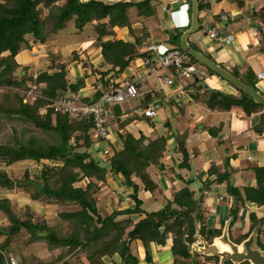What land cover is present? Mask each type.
I'll list each match as a JSON object with an SVG mask.
<instances>
[{
  "label": "trees",
  "instance_id": "trees-1",
  "mask_svg": "<svg viewBox=\"0 0 264 264\" xmlns=\"http://www.w3.org/2000/svg\"><path fill=\"white\" fill-rule=\"evenodd\" d=\"M61 2H63L62 5L59 4ZM152 2L137 6L129 3L107 6L95 1L83 4L79 0H0V86L5 88L0 95V119L4 118L5 122L9 123L17 120L22 125L21 131L13 130L8 143L0 144V162L7 166L28 160L37 163L44 160L63 162L62 166H45L38 177L40 180L34 181L42 187L41 193H38L32 185H24L31 180L27 173L25 180L18 181L17 185L25 189L34 188L36 197L44 196L63 203L77 204L80 207L79 211L61 214L62 219L70 221L72 225L73 232L69 237H58L56 233L50 231L48 240L56 248L69 247V253L76 252V250L84 253L89 264H106L103 261L104 258L114 259L116 256L121 259L120 264H140L141 260L132 252V244L137 241L143 245L144 261L151 264L153 263L151 245L154 243L165 247L170 236L173 241L171 250L174 264H202L198 260H193L186 242H190L195 233L193 213L197 211L200 212L199 218L202 216L203 195L196 197L194 191L184 187L175 192L172 201H168L160 210L148 212L143 208L144 203L138 196L140 187L133 178L141 181L145 192L153 194L158 191V185L148 173V169L150 166L162 168L160 160L166 150V139L160 137L144 144L146 140L144 136L138 139L131 134L122 135V147L120 149L111 148L113 153L107 166H104L92 156L91 148L95 143L89 135L92 122L90 120L72 121L65 115L56 114L50 106L51 102L45 99H57L58 96L67 94L69 89L72 91L71 94L77 95L85 85L84 79L68 83L64 64L60 67L55 65L54 68L58 71L54 73L42 71L34 81L25 76L17 79L15 74L19 64L16 58L24 45L31 48L37 43L44 44L47 38L64 30L67 23L74 18L76 26L80 29L90 23L97 24L95 30L98 37L96 40L100 42L101 55L104 62L106 61L102 64L118 66L120 72L115 73V77H118L124 73L132 61L140 57L146 59L151 57V52L139 49L149 39L148 27L142 28L143 35L137 36L133 43L115 37L116 29L128 28L132 32L128 19L131 7H137L142 17L156 18ZM41 7L49 11L45 19ZM201 11L202 7L199 3V12ZM181 34L182 32L175 34L177 35L175 38L169 37V42L177 49H180ZM185 57L189 64L202 66L188 54H185ZM170 70L176 74L174 68ZM110 71L111 69L101 71V78L104 80ZM208 71L210 76L216 75ZM236 75L240 78L238 74ZM195 80L200 82V79ZM29 81L34 82L40 88L44 98L32 99L24 103V96L21 97L17 92L9 90V88L21 89ZM104 83L106 91L109 82ZM101 95L102 93L98 91L93 100H97ZM146 98L143 106L147 101L153 100L152 93L146 95ZM195 98L211 109L228 111L236 106L242 108L250 116L259 113L261 123L256 131L264 133V106L253 103L242 92L239 91V95L234 96L208 88L202 94H196ZM184 138V135L179 138L183 157L180 168L189 167V154L184 148ZM79 147L84 151L78 152ZM253 170L257 185L243 189L245 201L264 206V167H255ZM108 171L122 175L126 185L133 190L131 198L135 201V205L128 210H115L106 218H102L94 197L99 191L95 180L100 183L104 182ZM82 178L91 179L87 188H75L76 182ZM208 185L209 182H206L203 188L205 189ZM0 186L13 189L14 181L5 172H0ZM228 194H234L237 197L232 207V215L236 218L238 198L242 195L237 193L231 183L228 185ZM0 211L11 222L6 230L0 232V236L6 235L4 243L0 245V264H6L11 242L23 227L32 233V242H38L44 239L42 232L45 226L35 225L31 221H20L14 215L8 199L0 200ZM133 215L145 217L134 222L131 218ZM120 217L126 218L119 219ZM251 220L254 223L251 226L253 229L257 221L254 214H251ZM236 221L237 218L233 223ZM205 231L207 230L202 228L201 234ZM215 232L220 233L219 230ZM185 260H188V263ZM209 260L218 261L219 259L212 257Z\"/></svg>",
  "mask_w": 264,
  "mask_h": 264
},
{
  "label": "rangeland",
  "instance_id": "rangeland-1",
  "mask_svg": "<svg viewBox=\"0 0 264 264\" xmlns=\"http://www.w3.org/2000/svg\"><path fill=\"white\" fill-rule=\"evenodd\" d=\"M189 1V0H188ZM169 2V0H155L151 4L155 10V16L156 18L148 19V16H140L137 7H131L129 9V15L128 19L130 21L131 29L128 30L127 28V33L131 39V43L135 42V38L139 35H143L142 28L143 27H148V29H152L157 31H161L166 29L165 25L163 22L160 20V16H169L171 13H168L167 15H164L165 12L163 9H165V5ZM208 2V3H207ZM220 2V0H219ZM174 3V2H173ZM190 3V1H189ZM200 6L202 7L201 16H200V31L205 30L207 31L212 24L215 22H218L216 18H218L217 15H219L218 12H220V8L222 5L227 7L229 10L235 9H244V12H250L251 9H256L257 12H260L261 10L259 9V5L263 3L264 6V0H223L222 4L217 3L213 8L216 9L214 15L211 17L208 14H203L202 12H206L207 8L212 7V3L209 1L205 0H199ZM63 4V2L59 3ZM240 4H243L244 8L241 7ZM249 4H251L252 7H249ZM169 5V3H168ZM167 5V6H168ZM173 4H171L172 6ZM191 5V4H190ZM163 7V9H162ZM43 7H41L42 9ZM219 8V9H218ZM191 10V6H190ZM206 10V11H205ZM43 12V18L45 19L49 13L47 9H42ZM262 14L264 13L261 12ZM258 15V14H257ZM264 15V14H263ZM145 17V18H144ZM159 17V18H158ZM259 20L253 19L250 20L249 24H243V26L240 23L235 24V26L230 27V31L233 32L235 36H238V32H240L242 35L245 36V40H248L250 43L260 45V51L259 52H264V26L260 27L259 26ZM97 24L95 23H90L87 26H85L83 29H80L76 26V22L74 18L67 23L66 28L64 30L59 31L55 36H51L47 38L46 42L44 44H39L40 46H35V44L31 48H27L26 45L22 47V50L20 52H23L22 54H18L16 61L19 64V68L16 71V78L21 79L22 76H25L26 78H31L32 81H34L35 78L40 74V72L45 69L47 72L54 73L57 72L58 69L54 68L56 65L57 67H60L63 65L61 63L62 61L64 62L63 58L69 59L72 56V61L71 64H68L67 61H65L64 65L66 67V80L68 83H75L79 79H84V83L86 84V77L87 72L91 71L92 74L99 79V75H101V70L104 69L105 65H100L98 67V64L100 62H104L102 55L100 54L98 59V55L90 57L87 60H79L82 53H87V47H89L90 44L95 45V47H98L97 44V37L98 33L95 30ZM255 26L257 27L261 33V40H255L251 36V31L250 27ZM162 27V28H161ZM121 29V28H120ZM239 30V31H238ZM229 31V33H231ZM122 29L119 31L117 29L116 32V37L117 39H120L122 37ZM125 32V30H124ZM160 32V33H161ZM228 32H225L227 34ZM137 34V35H136ZM119 37V38H118ZM167 38V36H166ZM123 39V38H122ZM204 42L207 40L204 38ZM203 41L199 43L198 46H196V49H199L200 45H202ZM208 41V40H207ZM30 42H33L30 40ZM209 42V41H208ZM262 43V44H261ZM220 46V48L216 47L221 50L227 51L228 49L232 50L234 47H237L239 50L242 51L240 48V44H232V45H222L221 43H214ZM212 44V45H214ZM91 45V46H92ZM251 44L245 45L246 47H249ZM35 46V47H34ZM80 46V47H79ZM145 44L140 47L139 49H143ZM223 46V47H221ZM82 48L81 52L77 51V49ZM257 48V49H258ZM74 49L76 51H74ZM89 49V48H88ZM137 47V50H139ZM74 51V52H73ZM95 49L92 48V55H94ZM205 53V52H204ZM208 54V53H205ZM32 57V62L27 63L29 57ZM65 56V57H64ZM77 59V63L79 64L78 67L82 70L83 72V77L82 78H77L75 75V72L72 71L71 67L69 65L73 64V61ZM145 59L146 58H139L137 59L136 62L132 61L129 67H132V70L135 71V74L138 76L141 74V71L139 70V66H141V63H144L145 65ZM214 59V58H213ZM140 60V62L138 61ZM59 61V63L57 62ZM51 62V63H50ZM251 63H255V59L251 60ZM47 64V65H46ZM114 64H107L109 67L107 70L111 69L110 73L115 74L117 72H120V69L118 66H113ZM230 65V64H229ZM229 65H225V68H228L231 70V67ZM69 67V68H68ZM128 67V68H129ZM203 67V66H202ZM127 68V69H128ZM71 69V70H70ZM204 70L208 73L209 75V80L211 83H214L212 77L210 76V72L208 69L204 68ZM259 70V68H258ZM164 72H166L164 70ZM234 72V71H233ZM78 75V74H77ZM82 75V73H79V77ZM216 76V75H215ZM219 78V77H218ZM101 80V79H100ZM177 80V86L181 84L183 87V91L187 93V90H204L206 86L208 85V81L205 78H201L200 82L196 81L195 79L191 80H186V79H175ZM28 82L26 83V86L21 88V89H14V88H9L10 91L17 92L21 97L24 96L25 98L29 96V91H35L38 92L40 91V88L38 90H35L34 82ZM143 85V84H141ZM43 86V85H42ZM229 86V90H234L231 85ZM38 87V86H37ZM44 87V86H43ZM105 85H103V88ZM256 87L259 90H264V81L262 83H259L256 85ZM28 88V89H27ZM149 88V89H148ZM4 87L0 86V95L4 91ZM27 89V90H25ZM147 90H150V93H152L153 100L152 101H147V105H152V104H157L160 102L162 103L158 114L157 118L153 119H142L140 120L136 125H134L132 122L134 119H125V116L128 114L133 113L135 108H139V102L140 98L138 99H129L125 103L122 104V109H123V114L119 115V119L123 122L121 127H119L116 137L109 141L108 143L106 142H98L95 141L93 138V141L95 143L92 145L91 151H92V156L93 158L97 159L100 161V163L104 164V166H107L108 160L110 159L113 150L111 148H116L120 149L122 147V141H121V136L122 135H127L131 134L129 132L125 131V128L128 125V129H130L133 134H138V139L144 136L142 134V127L146 128H153V126L156 125V121L161 124V128L163 127L165 122H170V126H167L165 128L167 131L174 126V117L172 116L171 113H169L168 109V99L163 95L164 92L161 91L159 92V89L154 87L153 83H149L148 87L147 85H143L140 88L141 93H147ZM27 91V92H26ZM72 91H68L66 95H70ZM32 98V97H31ZM187 98H189L187 96ZM167 99V100H166ZM32 100V99H31ZM29 102V101H27ZM135 106V107H134ZM236 107V106H235ZM170 108V107H169ZM249 117H252L253 115H248ZM252 121L254 118L252 117ZM250 120V121H251ZM207 121V130L211 129V124L208 119ZM8 122V121H7ZM5 122L4 118L0 119V144H6L9 142L11 139L12 133L14 129H17L18 131H21L22 125L19 121H13L12 123L10 122ZM141 122V123H140ZM235 122V121H234ZM232 123V129L236 127V123ZM237 126H239V131L242 132L244 130H247L248 124L244 123V125L240 124L238 120ZM258 126V125H257ZM257 126L252 125L249 130L250 137L244 139L241 141L243 144H246V142H250L249 149L248 151L244 152L243 154L238 155V161L236 160V156L230 158V165L234 168V172L232 174H226L227 172H224L222 168L219 167H213L211 171L209 172L208 169L202 168L203 162L200 161L199 159H195L194 163L197 166L196 170V176H198L202 184H205L206 182H209V185L205 187L204 191L201 193V184L200 187L197 188V191L195 189L196 186H193L192 189H195L194 191L196 192V197H200L201 194L204 196L203 198V205L201 206V217L199 218L200 212H194V224L200 222L201 224V229L205 228L207 231H213L212 229H217L221 231V228H223L224 224L223 221H226L229 219L232 215V207L234 203L237 200V197L234 194H228L226 199L224 201H220L218 194L221 193V188L219 187L220 183L223 182V184L230 183L231 177L233 178L234 174L237 175L240 174V172L247 171L248 168L251 164L250 162L247 161V155L248 154H253L255 161L259 163L260 167H264V139L260 140H254V133L257 130ZM243 128V130H242ZM237 129V128H236ZM129 131V130H128ZM236 130L233 131L235 133ZM131 134V135H133ZM155 136H159L157 133L154 134ZM152 135V136H153ZM134 136V135H133ZM151 136V135H150ZM135 137V136H134ZM146 140L144 141V144H147L148 141H152V138H148L144 136ZM136 138V137H135ZM206 142V148H213L215 146L218 147L217 143L218 141L215 140L213 137H210ZM82 143V142H81ZM106 147H110L111 151L108 155H103V151ZM80 148V147H79ZM78 152H83L84 149L80 148L77 150ZM237 161V162H236ZM162 162V159L160 160ZM62 166L63 162L58 161V162H53V161H48L44 160L41 163H37L35 161H23V162H18L12 166H7L4 163L0 162V172H5L7 176L14 181V188L13 189H7L2 186H0V200H5L8 199L11 202V209L14 213V215L20 220V221H31V223L35 225H44L45 230H43L42 235H43V240L38 241V242H32V233L25 229L24 227L21 229L20 233L15 237L13 242H11L10 250L8 254L16 259L18 264H89V261L86 257V255L82 252H79L76 250V252L69 253L67 248L63 247H54L53 244L48 240V236L50 234V231L56 233L58 237H69V235L73 232L72 225L70 224V221L64 220L61 217L62 213H67V212H75L79 211L80 207L77 204H73L70 202L63 203L61 201H57L55 199L51 198H45L44 196L42 197H36L35 195V189L34 188H22L17 185L18 181H24L26 178V173L29 175L31 178L30 181H35L40 180L38 177L41 175L43 172L42 170L44 169L45 166ZM239 172V173H238ZM148 173L151 175H155V170L153 171V166H150L148 169ZM213 174V175H212ZM212 175V176H210ZM245 176L246 179L251 176L252 174L248 175H241L237 176L236 182L239 183V177ZM153 177V176H152ZM135 179V182L138 183L140 187V193L139 198L141 200H144V205L143 208L148 209L149 211H158L161 209V207L165 206L168 201H172L173 199V191L171 193H161V192H156V193H148L144 191V186L141 183V181L138 178H133ZM244 181L243 187H240L239 185L235 186V189L237 190V193L242 195L241 198H238V212L236 214L237 221L240 226H233L232 227V235H234L236 238L239 236V233L245 232L248 227H251L254 223L251 220V217L249 220H243L245 216L247 215L246 209H249V206L247 205L245 201V196H244V191L243 189L246 187L247 181ZM91 179L89 178H82L76 184L74 185L75 188H82L86 189L87 185ZM95 183L99 186V191L94 195L97 201V207L99 210L100 215L102 218H106L110 214H112L115 210H128L134 207L135 201L131 198V195L133 194V190L129 188L126 185V182L122 175H116L108 171L107 178L104 182H98L95 180ZM156 183V182H155ZM186 184V183H185ZM25 185V184H24ZM218 186V187H217ZM178 192V191H177ZM162 194V195H160ZM210 199V200H209ZM154 200H159L162 205L153 203ZM159 205V206H158ZM255 207V206H254ZM252 214L256 216L257 221L261 219V222L256 221V227H259L260 232L262 233V238H264V208L260 211H255ZM251 216V215H250ZM129 217V216H128ZM145 216H140V215H133L131 218L133 219L134 222L140 221L143 219ZM126 217H120L119 219H125ZM234 216V219H236ZM201 219V221H200ZM234 220L232 221V223ZM232 225H235L234 223ZM11 225L10 220L8 217L0 211V232L2 230H6ZM196 229V226H194ZM39 231V230H38ZM6 239V235H1L0 236V245L4 243ZM34 240V239H33ZM264 240V239H263ZM191 243H195L196 240L194 237L190 241ZM262 242V241H261ZM264 242V241H263ZM173 245L172 241V236L169 238V244ZM264 244V243H263ZM170 246V245H169ZM164 248V247H163ZM165 249V248H164ZM132 252L139 257L141 262H144V248L143 245L137 241L136 243L132 244ZM163 254V257H161V260L157 264H173V252L172 250L166 251ZM212 258V257H210ZM194 260V259H193ZM195 260L200 261L202 264H218L216 260H209L208 257L205 256H200L197 253H195ZM106 264H120L121 259L116 256L114 259L110 258H104L103 260ZM185 262L188 263V260H185Z\"/></svg>",
  "mask_w": 264,
  "mask_h": 264
},
{
  "label": "crops",
  "instance_id": "crops-1",
  "mask_svg": "<svg viewBox=\"0 0 264 264\" xmlns=\"http://www.w3.org/2000/svg\"><path fill=\"white\" fill-rule=\"evenodd\" d=\"M205 1H209L210 3H212V7L210 8L208 7L207 11L205 10L206 12H202V13L204 15L208 14L210 17L214 15V13L216 12L215 11L216 9H214L213 7L217 3L223 2V0H220V2L219 0H205ZM168 3L165 5L167 9H163V7L162 9L165 12L164 15H167L168 13H171V14L169 16H163V15L160 16V20L163 22L166 29L162 30V32L160 31L161 33L159 31L156 32L155 30L149 29L150 36L143 48L144 51H147L146 50L147 47L151 45H157L160 50L159 53L166 52L172 47H176L175 45H172L169 42V37L173 36L175 38L177 36L175 34H179L181 32L183 33L185 30L188 29L190 25V20H191V10H190L191 5L189 1L188 0H169ZM171 4L173 5L171 6ZM249 7H252L251 4H249ZM219 8H220V12H218L219 13V15H217L218 18H216L218 22H215L214 24H212V26H210L209 29L214 26L220 25V24L222 25L224 23L226 25L225 32H228L226 35L231 36L232 42L230 44L225 43L222 45H225L226 47L227 45L230 46L232 44L237 43L241 45L240 48L242 49V51L239 50L237 47H234L232 50L228 49L227 51L225 50L219 51V49H217L216 47L220 48V46L217 44H214L216 42L210 40L207 37L206 35L207 31H205L204 29L190 36L189 43L193 46V48L195 46L194 49H196V46H198L199 43L205 40L204 38H206L209 42L207 40L205 42L203 41L199 49H196L197 51L202 52L203 54L208 53L205 55L207 57H210L214 62L220 64L224 68H225V65L230 64L229 66L231 67V70L226 68L227 70H229L230 72L234 74L235 73L238 74L240 76V79H242L249 85L251 86L254 85L256 87V85L264 81V76L262 79L259 77L260 73L264 74V52H259L260 45L258 48V45L252 44L248 40H245V36L242 35L240 32H238L239 34L238 36H235L233 32H231L229 29L231 26H235V24L237 23L241 22V25L243 26L244 23L249 24L250 20L257 19V18L260 23L259 26L263 27L264 26V15H263L264 13L263 14L261 13L264 11L263 3L259 5V9L261 10L260 12H257L256 9H253V8L248 13L244 12L243 11L244 9L237 10V8H235V9L229 10L227 7L223 5ZM223 11H227L231 15L226 20L227 22L226 21L222 22L221 15ZM199 16H201V13ZM253 28L258 30L259 34L257 36H254L252 34ZM121 29H122V32H121L122 37L120 39L123 38L122 40H124L125 42H130V40H134L129 37L127 33V28H121ZM121 29H118V30L121 31ZM229 31L231 33H229ZM250 31H251V36L255 40H259V41L261 40L262 33L257 27L255 26L250 27ZM116 32H117V29H116ZM92 44H90L89 47H87V53L85 52L82 53L83 55H81L82 57H80L79 60L84 61L96 55H98V59L100 60L99 58L100 57L99 55L101 54L100 42L97 41L98 47H95V45H92ZM247 44H251V45H249V47H246L245 45ZM35 46H40V45L36 44ZM79 47L77 51L80 50L79 52H81L82 48H79ZM92 48L95 49L94 55H92L93 53L91 52ZM74 51L76 50L74 49ZM22 53L23 52H20L19 54H22ZM253 59H255V63H251V60ZM63 60L64 62L62 61L61 63L64 64L65 61L68 62L69 60L72 61L73 59H72V56L70 57L69 55L68 60L67 58H63ZM138 61L140 62V60ZM26 62L27 63L32 62V57L30 56L28 61ZM57 62L59 63V61ZM68 64H71V62H68ZM141 64L142 65L139 66L140 68L139 70L141 71V74L138 76L135 74V71L132 70V67H129L128 69H126L124 73L119 75L118 77H115L116 76L115 74L109 73L104 78V80L101 78V75H99V79H97L98 77L94 76L91 71H88L87 72L88 77L85 78L87 80L86 84L78 92V96L82 98L83 101L88 102L87 100H90L91 97H94V95L98 91L101 93L105 91L106 87L103 88V85L105 84L104 82H107L110 79L115 80L116 82H120L125 79L132 80L138 77L143 78V80L145 81L144 83H142L143 85H147L148 87V84L151 82L153 83L155 89L158 88L159 92H161L159 87L165 84L164 77L171 76L169 74V71L165 70L166 72H164L163 69L161 70V68H158V67L156 71H153L152 67H156V63L151 64L150 67L149 66L147 67L146 63L145 65L144 63H141ZM78 65L79 64L77 63V59H76L75 61H73V64L69 66L71 67L72 71L75 72V75L77 76V78H82L84 75H83L82 70L78 67ZM100 65H102V62L98 64V67ZM108 68L109 67L105 65L104 69L101 71H106ZM202 68H205V67H202ZM42 71H45V69H43ZM79 73H82L80 77L78 76ZM160 74L163 76H159ZM218 77H219L218 75L216 76L214 75L212 77L214 83H211L208 78L207 79L208 85L202 91L195 90V89L187 90V93H185V95L181 99L177 97V94L181 90H183V87L181 86V84L177 86V83H176L177 80L174 79L173 85L172 86L166 85L163 90L164 92L163 95L166 98H168V100L167 99L166 100L169 101L166 104L170 105L168 106V109L166 111L169 110V113H171L172 116L174 117V126H172V128L167 131L165 128H167V126L171 127L170 122H165L163 125V127L165 128H161V124L156 121V125L153 126V128L151 129L142 127V130H143L142 134L144 136L148 138H152V140H155L160 137H164L167 142L166 150L164 152V156L161 162L162 168H159L158 166H153V171L155 170L156 173L155 175L150 174L151 177L153 176L152 179L158 185L157 192L171 193V191H173V194H174L175 192L180 191L184 187H188L192 191L196 189L197 191V188L200 187V184H201V193H202L204 191V188H203L204 184H202L200 181L197 180L199 178L198 176H196V173H195L196 170L198 169L196 164L194 163L195 159L196 160L199 159L200 161H202L204 165V167L202 166V168L208 169L209 172L213 167L221 166L220 168L224 169L223 170L224 172H227V174H232L234 172V168L230 165L231 164L230 158L236 156L237 157L236 160L238 161L239 160L238 155L240 153L243 154L244 152L248 151L249 149L248 144L250 142L247 141L246 144H243L241 141H243L247 137L248 138L250 137L248 129H250L252 125L257 126L261 123V115L259 113L254 114L252 116L254 120L252 121L251 120L252 117H249L240 107H232L228 111L227 110L223 111L219 109H211L206 104L202 102H198L195 98L196 94H202L208 88L217 90L227 95H234V96L239 95L238 89H236L234 86H232L231 84L223 80L221 77L219 78ZM143 85L139 86V90ZM228 85H231V87L234 90H229ZM259 91L264 94V90H259ZM148 94H150V90H147V93H141L140 91V102H139L140 106H143L142 102H144L145 99L147 100L146 95ZM187 96L189 98H187ZM146 106L148 105L146 104L145 107ZM130 119H134L132 123L136 125L140 120L145 119V118L137 116L135 118H130ZM206 119L210 121V124H211L210 130H207L208 126H207ZM237 120L239 122V125L240 124L244 125V123L248 124L247 130L240 132L239 126H237V122H236ZM233 122L236 123L235 124L236 127L234 128V130H236L235 133H233L234 130L232 129ZM125 131L133 134V132H131L130 129H128V125L125 128ZM152 133L156 135L158 133L159 136H155ZM133 135L136 138H138L137 136L138 134L134 133ZM183 135L185 136L184 148L187 150L189 154V160H188L189 167L188 168H180V164L183 161L182 160L183 157L180 151L179 138L182 137ZM210 137H213L215 140L218 141L217 143L218 147L215 146L209 149L206 148L207 146L206 142H208L207 140ZM260 139H264V133L261 134L255 131L254 140H260ZM246 159L248 162H250L251 165L247 167L248 168L247 171L240 172V174L241 175L252 174L253 176L249 177V179L247 178L248 181H247L246 187H251V186L256 187L257 184H256L253 169L255 167H260L259 163L255 161L253 154H248ZM240 174L237 175L236 173V175L235 174L233 175L234 176L233 178L231 177L230 183L233 187L237 185H239L240 187H243L244 181L247 180L245 176L241 178L239 177V183H237L236 178L237 176H240ZM219 185H220L219 187L221 188V193L218 194V197H221V196L224 197V199L222 200L224 201L228 195L229 182L226 184H223L222 182ZM190 186L192 188L193 186H196V187L195 189H192ZM195 196H196V192H195ZM142 201L144 203V200ZM153 203H156V204L158 203L162 205L159 200H154ZM247 205H251V207L249 206V209L245 207L246 211H248L246 212L247 215L243 219L245 221L250 219L251 217L250 215L253 212L260 211L264 208V206H257L256 204H253V203H248ZM146 210L148 212H152V211H149L148 209ZM236 223H239V222H236ZM235 226H240V225L235 224ZM249 228L250 227H248L245 232L249 231ZM263 239L264 238H262V240ZM171 247H172V244L171 243L169 244V239L167 240L166 246L164 247L165 249L153 243L151 245L153 263L151 264L159 263L161 260V257H163L162 253L171 250ZM172 261L174 264V259ZM140 264H148V263L144 261V262H141Z\"/></svg>",
  "mask_w": 264,
  "mask_h": 264
},
{
  "label": "built area",
  "instance_id": "built-area-1",
  "mask_svg": "<svg viewBox=\"0 0 264 264\" xmlns=\"http://www.w3.org/2000/svg\"><path fill=\"white\" fill-rule=\"evenodd\" d=\"M230 13L223 11L221 15L222 22H225L229 17ZM227 22V21H226ZM226 25L214 26L207 30V37L221 44H230L232 42L231 36L225 34ZM252 34L257 36L259 34L258 30L253 28ZM148 50L152 51L155 54V57L152 59L146 60L147 67L155 62L156 67H152L153 71L161 68V70H168L171 76L164 77L165 84L161 85L159 88L161 91L164 90L166 85L172 86L174 79H208V73L196 64H189L186 60L185 53L182 50L172 47L166 52L159 53V47L157 45H151L148 47ZM154 64V63H153ZM171 68H174L176 74L171 72ZM163 76V75H159ZM264 76L263 73L259 74V77L262 79ZM109 84L107 90L102 93V95L97 99L91 97L89 102L83 101L75 94L62 95L58 96L57 99L50 100V98H45L50 101L51 108L54 110V113L67 116L72 121L79 120H90L92 122V128L89 131V135L98 142H109L116 137L117 131L120 127V124L123 123L118 117L123 114L117 115L114 107L120 105L122 109V104L127 100L138 99L140 97L139 86L145 81L143 78H134L132 80L125 79L120 82L115 80H108ZM35 90H38L37 86H34ZM185 95V92L181 90L177 97L181 99ZM32 97V98H31ZM44 98L40 91H29V96L24 100V103L31 99H42ZM160 104H152L148 106H139L135 108L133 113L125 116V119H130L134 117H145V118H156L158 111L161 107ZM110 147L104 149L103 155H108L110 153ZM224 197H219V200L222 201ZM6 264H18L16 259L10 255L6 257Z\"/></svg>",
  "mask_w": 264,
  "mask_h": 264
},
{
  "label": "water",
  "instance_id": "water-1",
  "mask_svg": "<svg viewBox=\"0 0 264 264\" xmlns=\"http://www.w3.org/2000/svg\"><path fill=\"white\" fill-rule=\"evenodd\" d=\"M93 1L107 6H116L125 3L137 6L142 3L155 0H79V2L83 4H88ZM189 1L191 4V20L188 29L185 30L179 37L180 49L184 53L193 57L206 69L215 73L240 92L247 95L250 101L264 106V94L262 92L249 85L237 77L234 73L222 67L220 64L214 62L202 52L194 49L189 43L190 36L200 31L199 0ZM114 109L117 115L121 114L122 111L120 105H116ZM73 156L75 155L73 154ZM25 185H32L38 193L42 192V187L34 181H27ZM233 220L234 216H231L225 221L222 234L220 236L213 237L211 243L206 241L201 235L200 222L196 223L195 234L193 236L196 242H186V246L193 259H195V253H197L200 256L208 258L217 257L219 259L218 264H226L227 262L232 264H243L245 262H248L249 264H264V250L258 245L259 227H255L249 237L245 238L241 243H235L230 238V225Z\"/></svg>",
  "mask_w": 264,
  "mask_h": 264
},
{
  "label": "flooded vegetation",
  "instance_id": "flooded-vegetation-1",
  "mask_svg": "<svg viewBox=\"0 0 264 264\" xmlns=\"http://www.w3.org/2000/svg\"><path fill=\"white\" fill-rule=\"evenodd\" d=\"M165 9H167V7L165 6L164 7ZM259 222H261V219H259L258 220ZM257 221V222H258ZM225 223V221H223V223L222 224H224ZM235 224V223H234ZM256 225V224H255ZM254 225V227H253V229L256 227ZM224 226V225H223ZM233 226H235V225H233ZM233 226H231L230 225V238L232 239V241L233 242H235V243H241L245 238H248L249 237V235H250V233L253 231V229L250 227L249 228V231H247V232H242V233H239V236L236 238L234 235H232V227ZM213 231L211 232V231H205L204 232V234L202 233L201 235L204 237V239L206 240V241H208L209 243H211L212 242V238L213 237H216V236H220L221 234H222V230H223V228H221V231H220V233L218 234V233H216L215 231H217V229H212ZM214 232V233H213ZM195 234V233H194ZM194 236V235H193ZM193 236L191 237V239L193 238ZM262 241V242H261ZM187 243H191V242H187ZM264 242H263V240H262V233L260 232V230L258 231V245L264 250V244H263ZM218 262V261H217ZM228 264L230 263V262H227ZM226 263V264H227ZM243 264H249L248 262H245V263H243Z\"/></svg>",
  "mask_w": 264,
  "mask_h": 264
},
{
  "label": "clouds",
  "instance_id": "clouds-1",
  "mask_svg": "<svg viewBox=\"0 0 264 264\" xmlns=\"http://www.w3.org/2000/svg\"><path fill=\"white\" fill-rule=\"evenodd\" d=\"M143 50H144V49H143ZM146 50H147L148 52H151V55H152L153 52L150 51V50H148V47H147ZM185 54H186V53H185ZM154 57H155V54L153 53V55H152L150 58H147V59H153ZM147 59H145V62H146ZM153 63L155 64V62H153ZM153 63H152V64H153ZM203 67H204V66H203ZM139 98H140V97H139ZM167 99H168V98H167Z\"/></svg>",
  "mask_w": 264,
  "mask_h": 264
}]
</instances>
